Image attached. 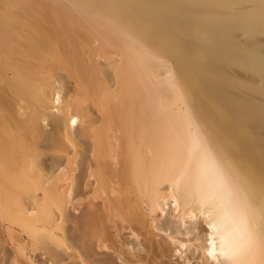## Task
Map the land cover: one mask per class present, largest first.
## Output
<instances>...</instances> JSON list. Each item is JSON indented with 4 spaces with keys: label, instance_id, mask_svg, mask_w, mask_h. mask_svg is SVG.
<instances>
[{
    "label": "bare ground",
    "instance_id": "1",
    "mask_svg": "<svg viewBox=\"0 0 264 264\" xmlns=\"http://www.w3.org/2000/svg\"><path fill=\"white\" fill-rule=\"evenodd\" d=\"M0 1V218L20 256L110 264L97 238L147 264L125 229L152 259L264 264L263 122L194 61L210 36L196 28H209L204 6Z\"/></svg>",
    "mask_w": 264,
    "mask_h": 264
},
{
    "label": "rangeland",
    "instance_id": "2",
    "mask_svg": "<svg viewBox=\"0 0 264 264\" xmlns=\"http://www.w3.org/2000/svg\"><path fill=\"white\" fill-rule=\"evenodd\" d=\"M186 1V3L189 5L198 4L205 7V14L207 17L206 25L209 28L199 26L196 27L200 31H207V33L210 34L209 38H207L203 43L204 47L208 48V51L209 48H212L211 50L224 49V52L221 55L209 56L206 51L207 49L202 48L205 50L201 49L196 51L198 53H194V61L197 63V60H199V64L200 61H203V63L210 62V67H212L210 69L215 71L217 70L216 73H218L217 75H219L221 83L223 82V93L225 97H231L232 100L235 98L242 105V113L244 112L243 116L245 113H249L247 114L248 116L245 115V118L247 116V118H254L263 122L262 126L260 127L264 135V0H199V2H193L194 0ZM0 3H2V1H0ZM1 6L2 4H0V7ZM190 42H192V40H190ZM194 42H196V40H194ZM59 74L64 75L65 77V73L59 72ZM166 75L167 70L164 68L162 69V78H164ZM231 98H229V101ZM49 128L50 126L48 129ZM257 132L260 133L261 131L258 129ZM263 142L261 144L262 147H264ZM49 157L50 156L47 158ZM85 197L86 195L82 196V199ZM85 204L87 203L83 202V205L80 207V211L78 210L79 212L71 209L70 214H72L74 217L82 218L84 213L89 210ZM2 221L3 219L0 218V264H14L16 260H21L22 262L20 261V264H53L50 257H48V254L42 250L33 252L30 246H28L29 249H27L29 257L20 256L18 254V250L16 249L17 247L15 248L14 246L15 242L13 236L9 234L7 222ZM198 227L201 234L207 233L202 220L199 221ZM123 231H121V236H123L122 239L125 241L127 240L128 242L132 241L131 245H133L132 247H135L137 253L143 255L142 257L144 258L150 256L148 262L146 260L147 264H187V259H190L189 261L191 264H202L201 259L198 258V254L193 255V253L190 251L184 254V256H186L182 259L174 252H171V254L168 252L169 254L167 253V257L163 256L162 259V256L159 255L160 257L156 256L158 258H154V260L152 258L155 257L154 255H158V253L154 252V250L151 251V254L150 251H144L147 248L145 247L143 250V247L145 246L143 240L141 242L143 244L138 243L139 241L131 237L130 230L128 231L124 229ZM156 234L160 233L156 232ZM25 236L28 237L27 235H24V237ZM92 239V246L90 245L93 251L92 253L93 255L94 251L96 253H100L98 255L96 254L97 256H95V258L99 260L101 259L100 262L106 261L107 263L110 262V264H125V262L123 263L122 259H120L122 256H119L117 252L115 253L114 250H112L113 252H104L103 248L98 247L99 241L97 238ZM159 239L161 238H156L155 241L157 242ZM26 240L28 242V239ZM162 243H164L163 240ZM152 254L153 257L151 256ZM67 260L68 259L66 258V263L69 261ZM150 260L151 262H149ZM65 262L61 263L65 264ZM67 264H71V260Z\"/></svg>",
    "mask_w": 264,
    "mask_h": 264
},
{
    "label": "snow or ice",
    "instance_id": "3",
    "mask_svg": "<svg viewBox=\"0 0 264 264\" xmlns=\"http://www.w3.org/2000/svg\"><path fill=\"white\" fill-rule=\"evenodd\" d=\"M73 123H75V121H73Z\"/></svg>",
    "mask_w": 264,
    "mask_h": 264
}]
</instances>
